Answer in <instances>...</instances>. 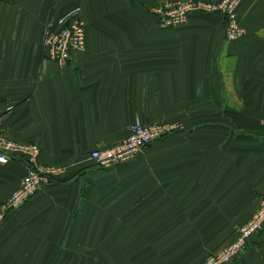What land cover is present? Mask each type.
<instances>
[{"label":"crops","instance_id":"obj_1","mask_svg":"<svg viewBox=\"0 0 264 264\" xmlns=\"http://www.w3.org/2000/svg\"><path fill=\"white\" fill-rule=\"evenodd\" d=\"M177 0H0V130L35 142L52 181L0 227V264H201L232 243L264 196V0H240L244 34ZM77 10L85 49L48 58L49 23ZM180 128L109 168L133 122ZM28 172L0 164V205ZM230 264H264V231Z\"/></svg>","mask_w":264,"mask_h":264},{"label":"built area","instance_id":"obj_2","mask_svg":"<svg viewBox=\"0 0 264 264\" xmlns=\"http://www.w3.org/2000/svg\"><path fill=\"white\" fill-rule=\"evenodd\" d=\"M240 0H177L153 8V14L163 26L182 23L191 12L223 16L225 38L234 41L243 36L237 8ZM63 26L55 28L49 23L45 29L44 46L49 59L65 65L74 50L85 49V22L77 10L62 18ZM178 124L133 122L126 138L112 148H96L90 152L93 163L109 168L132 160L143 149L164 136L177 131ZM41 148L35 142H23L6 136L0 130V164L23 158L28 172L10 197L0 205V227L9 212L23 207L46 184L52 181L58 169L40 161ZM264 231V196L252 217L243 225L235 241L221 250L209 254L201 264H230L247 247L251 238Z\"/></svg>","mask_w":264,"mask_h":264}]
</instances>
